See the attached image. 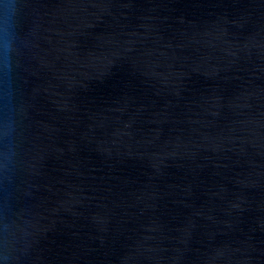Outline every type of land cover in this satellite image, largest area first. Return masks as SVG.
Wrapping results in <instances>:
<instances>
[{
    "label": "water",
    "instance_id": "1",
    "mask_svg": "<svg viewBox=\"0 0 264 264\" xmlns=\"http://www.w3.org/2000/svg\"><path fill=\"white\" fill-rule=\"evenodd\" d=\"M0 264H264V0H0Z\"/></svg>",
    "mask_w": 264,
    "mask_h": 264
},
{
    "label": "clouds",
    "instance_id": "2",
    "mask_svg": "<svg viewBox=\"0 0 264 264\" xmlns=\"http://www.w3.org/2000/svg\"><path fill=\"white\" fill-rule=\"evenodd\" d=\"M5 69H6V74L10 77V74H11L10 61L5 64Z\"/></svg>",
    "mask_w": 264,
    "mask_h": 264
}]
</instances>
